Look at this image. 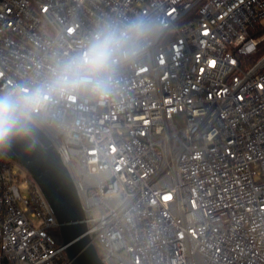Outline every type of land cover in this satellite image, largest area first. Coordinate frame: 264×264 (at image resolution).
<instances>
[{
  "label": "built area",
  "instance_id": "obj_1",
  "mask_svg": "<svg viewBox=\"0 0 264 264\" xmlns=\"http://www.w3.org/2000/svg\"><path fill=\"white\" fill-rule=\"evenodd\" d=\"M145 13L168 28L118 93L56 99L39 127L87 233L103 264H264V54L240 58L264 43V0H0V92L42 81L100 18ZM59 228L0 149V264H72Z\"/></svg>",
  "mask_w": 264,
  "mask_h": 264
},
{
  "label": "clouds",
  "instance_id": "obj_2",
  "mask_svg": "<svg viewBox=\"0 0 264 264\" xmlns=\"http://www.w3.org/2000/svg\"><path fill=\"white\" fill-rule=\"evenodd\" d=\"M168 28L150 14L100 18L80 48L59 59L30 89L0 92V149L13 141L33 140L34 130L49 122L52 101L86 95L98 101L115 96L121 69L140 58Z\"/></svg>",
  "mask_w": 264,
  "mask_h": 264
},
{
  "label": "water",
  "instance_id": "obj_3",
  "mask_svg": "<svg viewBox=\"0 0 264 264\" xmlns=\"http://www.w3.org/2000/svg\"><path fill=\"white\" fill-rule=\"evenodd\" d=\"M33 140L13 141L4 148L24 165L47 196L60 222V234L72 264H103L87 233L85 213L77 186L60 153L38 127Z\"/></svg>",
  "mask_w": 264,
  "mask_h": 264
},
{
  "label": "rangeland",
  "instance_id": "obj_4",
  "mask_svg": "<svg viewBox=\"0 0 264 264\" xmlns=\"http://www.w3.org/2000/svg\"><path fill=\"white\" fill-rule=\"evenodd\" d=\"M257 36H260V34H258ZM260 47L261 48H260L259 52L252 53V54L240 55V58L243 61L245 68H249L252 65H254L261 58V56L264 54V43ZM94 213H95V216H99L98 210H96ZM59 232H60V228H59Z\"/></svg>",
  "mask_w": 264,
  "mask_h": 264
},
{
  "label": "trees",
  "instance_id": "obj_5",
  "mask_svg": "<svg viewBox=\"0 0 264 264\" xmlns=\"http://www.w3.org/2000/svg\"><path fill=\"white\" fill-rule=\"evenodd\" d=\"M57 234H58V237L60 238V240L62 241V237H61L59 230H57Z\"/></svg>",
  "mask_w": 264,
  "mask_h": 264
}]
</instances>
